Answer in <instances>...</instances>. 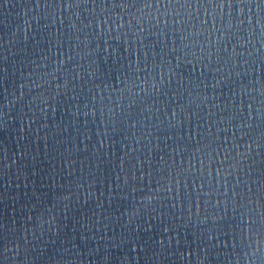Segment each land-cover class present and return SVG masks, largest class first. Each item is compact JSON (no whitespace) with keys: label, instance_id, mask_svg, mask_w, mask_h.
Listing matches in <instances>:
<instances>
[{"label":"water","instance_id":"1","mask_svg":"<svg viewBox=\"0 0 264 264\" xmlns=\"http://www.w3.org/2000/svg\"><path fill=\"white\" fill-rule=\"evenodd\" d=\"M165 4L0 0V264H264V4Z\"/></svg>","mask_w":264,"mask_h":264},{"label":"snow or ice","instance_id":"2","mask_svg":"<svg viewBox=\"0 0 264 264\" xmlns=\"http://www.w3.org/2000/svg\"><path fill=\"white\" fill-rule=\"evenodd\" d=\"M173 3L185 8L191 5L192 7L200 8L201 10H220L228 7L236 8L240 5H244L245 7H247L250 3L264 4V0H167V4H165V6L167 7L168 4ZM205 15H207V12H205ZM204 23L207 24L208 20L205 19Z\"/></svg>","mask_w":264,"mask_h":264}]
</instances>
